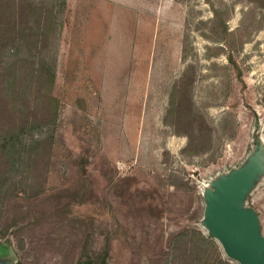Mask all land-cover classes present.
<instances>
[{"label":"rangeland","instance_id":"374dc122","mask_svg":"<svg viewBox=\"0 0 264 264\" xmlns=\"http://www.w3.org/2000/svg\"><path fill=\"white\" fill-rule=\"evenodd\" d=\"M20 1L0 0V128L54 119L20 137L0 263L242 264L209 207L248 171L237 206L264 236V0H32L43 29L15 38ZM193 228L207 262L174 248Z\"/></svg>","mask_w":264,"mask_h":264},{"label":"trees","instance_id":"16d2710c","mask_svg":"<svg viewBox=\"0 0 264 264\" xmlns=\"http://www.w3.org/2000/svg\"><path fill=\"white\" fill-rule=\"evenodd\" d=\"M27 8L25 10L26 14H28L29 21H33L32 24L28 25L26 27H22L20 32H18V35H15V38L22 37V33L26 30H29L30 33L34 36L38 35L43 29L44 21L42 20V10L41 7H39L38 3L33 2L32 0H21L20 4L16 5V10L19 9L18 13L22 11V9ZM15 10V11H16ZM37 25V29H35V26ZM37 30V31H36ZM6 44V43H5ZM6 46V45H5ZM5 48V47H4ZM47 62L44 60L42 65H46ZM55 77V73L52 69L48 71V78L53 81ZM15 82L14 79L11 77L9 79V82L6 84V88L9 87L12 88L14 86ZM49 98L51 100H54L52 96L49 95ZM20 109V108H19ZM26 116L25 119H22V125L14 126L8 129L0 128V134H2L0 146L6 150L5 153L8 156L7 160V167L3 172L0 173V201L6 197V191L8 189V186H6V183H9L11 178V170L14 169L16 159L17 158H23L22 152L25 150L24 147H22L19 142L20 137L25 131H27L32 126V129L35 127L44 128L46 125H49L51 122H53V117H51V114L53 113L51 109H46L45 113L43 114L41 119V123L34 124L30 122L29 120V114L24 113L23 109L19 110ZM20 127V128H18ZM6 133V134H5ZM192 139V138H191ZM52 140V137H43L36 139L30 146L31 150H36V155L32 157L30 155V159H36L35 157L38 155L41 149H48V146L50 145V142ZM191 143V141H190ZM52 144V143H51ZM18 164V162H17ZM16 164V165H17ZM6 188V189H5ZM4 193V197L2 194ZM178 242H181L185 245V247L190 251V254L192 256L193 260H202L207 262L208 259L211 258V255L217 254V245L209 238L205 237L199 230L197 229H185L177 234L176 242H174V248H176V244Z\"/></svg>","mask_w":264,"mask_h":264},{"label":"water","instance_id":"95a60500","mask_svg":"<svg viewBox=\"0 0 264 264\" xmlns=\"http://www.w3.org/2000/svg\"><path fill=\"white\" fill-rule=\"evenodd\" d=\"M247 177L248 171H242L220 185L216 194L220 196L213 198L209 218L212 229L223 237L242 264H264V236L260 233L258 219L237 206Z\"/></svg>","mask_w":264,"mask_h":264},{"label":"bare ground","instance_id":"6f19581e","mask_svg":"<svg viewBox=\"0 0 264 264\" xmlns=\"http://www.w3.org/2000/svg\"><path fill=\"white\" fill-rule=\"evenodd\" d=\"M219 196H220V194H218V196L214 197V199H215V200H216V199H218V198H219Z\"/></svg>","mask_w":264,"mask_h":264}]
</instances>
